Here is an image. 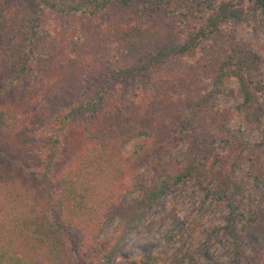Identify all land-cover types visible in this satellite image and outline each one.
Segmentation results:
<instances>
[{
    "label": "rangeland",
    "instance_id": "1",
    "mask_svg": "<svg viewBox=\"0 0 264 264\" xmlns=\"http://www.w3.org/2000/svg\"><path fill=\"white\" fill-rule=\"evenodd\" d=\"M236 11L245 16L225 25L212 46L222 58L230 52H244L247 58L257 54L262 64L250 67L251 78L264 85V28L258 8L244 1ZM171 12L160 6L155 14L148 2L139 0L111 5L96 17L66 16L32 0H0L5 21L0 34V105L14 107L22 120L17 132L0 138L3 173L18 177L23 163L30 168L51 164L47 181L27 179L51 204L62 163L88 143L91 130L104 122L130 120L150 130L145 142L135 139L121 151L123 176L115 178L110 186L114 193L95 215L103 227L99 242L88 244L83 231L74 229L68 238V264H129L148 254L154 264H264V247L251 240L264 230V121L256 126L243 121L244 112L237 109L242 104L237 78H227L226 92L212 96L211 81L220 60L209 45L201 44L181 60L158 61L151 69L145 54L130 59L117 42L106 40L110 24L150 17L164 33L170 32L177 18ZM168 35L163 43L170 41ZM152 47L157 46L146 49ZM133 63L136 72L125 70ZM21 64L26 71L16 79ZM161 92L168 93L169 102L155 108L158 98L152 97ZM257 97L264 109V91ZM87 100L100 104L99 110L91 108L86 116L61 123L62 116ZM143 142L136 157V146ZM189 160L203 164L202 172L171 189L133 225L138 193ZM210 186L221 193L222 202L208 194ZM46 210L54 219L52 208ZM251 210L259 220L246 232L242 217ZM228 224L235 238L224 229ZM115 244L117 250L106 263L103 257Z\"/></svg>",
    "mask_w": 264,
    "mask_h": 264
},
{
    "label": "trees",
    "instance_id": "2",
    "mask_svg": "<svg viewBox=\"0 0 264 264\" xmlns=\"http://www.w3.org/2000/svg\"><path fill=\"white\" fill-rule=\"evenodd\" d=\"M32 1L51 13L96 17L111 5L127 6L139 0ZM244 1L256 5L264 28V0H145L155 14L158 8L163 6L167 10L172 9L171 15L177 17L172 31H168L171 34L168 35L170 41L163 43L169 33L166 31V34L163 32L165 30L159 28L154 17H150L149 21L145 22L139 20L110 24L105 37L107 41L112 39L117 42L130 59L145 54L151 69L156 68L158 61L162 62L171 57L181 60L195 53L201 44L209 45L213 56L219 55L217 59L220 60L211 81V95L217 96L226 92L225 80L232 76L236 77L238 93L242 99V104L237 107L238 112H244L245 123L253 126L261 125L264 121V109L259 106L257 94L264 91V85L254 83L250 67L256 66L259 69L262 59L255 53H251L247 58L244 52H230L222 58L212 46L222 37L225 25L233 19H241L243 12L236 11V7ZM0 16L2 17H0V34H3L5 21L3 14ZM173 16L170 18H175ZM189 25L191 33L188 35ZM154 43L157 49L154 47L146 49L148 45ZM25 58L29 60V56L26 55ZM25 66V64L19 66L14 78L18 79L23 72L25 73ZM136 68L137 65L133 63L125 70L136 72ZM172 91L169 100L173 97ZM160 94L161 96L157 93L158 96L152 97L158 98L155 108L163 106L165 108L169 102L167 92ZM98 106L100 104L87 100L62 116L61 123L65 125L72 116L82 118L91 111V108H95L94 112L99 110ZM21 127L20 113L14 107L0 105V138L17 132ZM138 138H144L145 142V138H150V130L137 120L122 123L104 122L91 130L87 136L88 143L73 151L69 160L62 163L61 171L56 176L55 199L49 200L51 204L44 199V195L39 196L28 186L27 181L29 178L35 181L38 177L42 181H47L52 169L51 164L41 163L38 168H30L23 163L20 168L24 171L18 177L8 176L0 169V264H68L67 257L71 251L68 238L74 229L83 231L88 244L99 242L98 236L103 227L95 215L100 207L107 205L110 196L114 193V189L110 186L115 184V178L123 176L122 149L130 141ZM144 142L137 144L134 153L136 157L139 156L140 150L143 151ZM9 158L11 159V156ZM51 160L53 161L52 157ZM202 170L203 164L189 160L177 171L159 176L153 186L138 193L133 206L139 210L135 213L132 224L138 226L171 189L188 177L199 175ZM210 189L208 194L212 195L213 200L222 202L221 193L216 191L215 186L213 188L210 186ZM47 207L52 208L54 219L47 213ZM251 211L249 215L242 217L243 231L246 232L254 228L251 227L252 224L258 223L259 220L254 216L255 210ZM229 226L230 224L225 225L224 229L235 238L236 233L230 230ZM257 235L251 240L264 247V230ZM116 250L117 244L103 257L106 263L114 256ZM153 262V257L148 254L139 261H130L129 264H154Z\"/></svg>",
    "mask_w": 264,
    "mask_h": 264
}]
</instances>
